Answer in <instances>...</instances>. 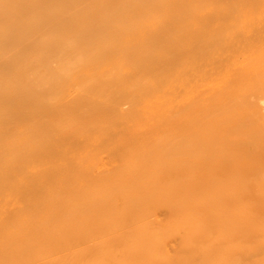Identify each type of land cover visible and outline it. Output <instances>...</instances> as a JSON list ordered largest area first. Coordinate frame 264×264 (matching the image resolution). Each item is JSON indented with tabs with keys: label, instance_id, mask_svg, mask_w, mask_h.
Here are the masks:
<instances>
[{
	"label": "bare ground",
	"instance_id": "1",
	"mask_svg": "<svg viewBox=\"0 0 264 264\" xmlns=\"http://www.w3.org/2000/svg\"><path fill=\"white\" fill-rule=\"evenodd\" d=\"M0 264H264V0H0Z\"/></svg>",
	"mask_w": 264,
	"mask_h": 264
},
{
	"label": "rangeland",
	"instance_id": "2",
	"mask_svg": "<svg viewBox=\"0 0 264 264\" xmlns=\"http://www.w3.org/2000/svg\"><path fill=\"white\" fill-rule=\"evenodd\" d=\"M122 108H123V109L128 108V104H127V103H123V104H122ZM156 215H157V217H161V213H160L159 211L157 212Z\"/></svg>",
	"mask_w": 264,
	"mask_h": 264
}]
</instances>
